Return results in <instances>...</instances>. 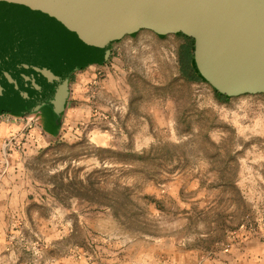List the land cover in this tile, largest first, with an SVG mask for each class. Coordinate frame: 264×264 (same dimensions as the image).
<instances>
[{"label":"rangeland","instance_id":"1","mask_svg":"<svg viewBox=\"0 0 264 264\" xmlns=\"http://www.w3.org/2000/svg\"><path fill=\"white\" fill-rule=\"evenodd\" d=\"M131 35L55 139L2 146L16 264H264V93L218 98L184 34Z\"/></svg>","mask_w":264,"mask_h":264},{"label":"water","instance_id":"2","mask_svg":"<svg viewBox=\"0 0 264 264\" xmlns=\"http://www.w3.org/2000/svg\"><path fill=\"white\" fill-rule=\"evenodd\" d=\"M141 29L193 38L196 68L221 94L264 93V0H0V114L58 121L70 74Z\"/></svg>","mask_w":264,"mask_h":264},{"label":"crops","instance_id":"3","mask_svg":"<svg viewBox=\"0 0 264 264\" xmlns=\"http://www.w3.org/2000/svg\"><path fill=\"white\" fill-rule=\"evenodd\" d=\"M132 36V35H131ZM112 53V46H111ZM111 66L108 61L98 64H90L82 68H77L70 74L69 78V94L66 102L78 94L79 91L84 88L87 82L92 81L99 71H110ZM75 103V102H74ZM61 117V116H60ZM56 121L53 118V114L46 109L30 113H2L0 114V157L2 155L1 148L7 143L9 139H13L17 136H24L32 132H36L35 128L43 131L44 138H56L59 135V125L61 119ZM29 137V135H28ZM8 197L0 196V219L9 220L14 217V210L8 207ZM6 204L5 206L3 205ZM8 225L0 226V264H16L13 255V246L4 242L3 235L8 233ZM17 264H24L22 261H18Z\"/></svg>","mask_w":264,"mask_h":264},{"label":"trees","instance_id":"4","mask_svg":"<svg viewBox=\"0 0 264 264\" xmlns=\"http://www.w3.org/2000/svg\"><path fill=\"white\" fill-rule=\"evenodd\" d=\"M162 35H164V34H162ZM187 39H189V43L185 46L184 53L181 55V58H180L184 73L187 75V77L191 81H200V80L206 81V79L200 75V73L197 70L196 65H195V61H194V50H195L194 39L191 37H187ZM215 93H216L218 98H225L226 97V95L221 94L217 90L215 91Z\"/></svg>","mask_w":264,"mask_h":264}]
</instances>
